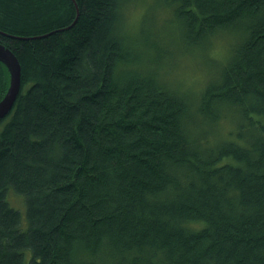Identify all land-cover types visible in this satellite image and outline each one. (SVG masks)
Returning a JSON list of instances; mask_svg holds the SVG:
<instances>
[{
  "label": "trees",
  "instance_id": "obj_1",
  "mask_svg": "<svg viewBox=\"0 0 264 264\" xmlns=\"http://www.w3.org/2000/svg\"><path fill=\"white\" fill-rule=\"evenodd\" d=\"M0 43V264H264V0H0Z\"/></svg>",
  "mask_w": 264,
  "mask_h": 264
},
{
  "label": "water",
  "instance_id": "obj_2",
  "mask_svg": "<svg viewBox=\"0 0 264 264\" xmlns=\"http://www.w3.org/2000/svg\"><path fill=\"white\" fill-rule=\"evenodd\" d=\"M0 62L8 71V86L0 99V118L4 117L12 108V105L20 91L21 66L14 52L0 43Z\"/></svg>",
  "mask_w": 264,
  "mask_h": 264
},
{
  "label": "rangeland",
  "instance_id": "obj_3",
  "mask_svg": "<svg viewBox=\"0 0 264 264\" xmlns=\"http://www.w3.org/2000/svg\"><path fill=\"white\" fill-rule=\"evenodd\" d=\"M131 13H133V9H132ZM11 201L14 205L21 206V201L17 197L11 196Z\"/></svg>",
  "mask_w": 264,
  "mask_h": 264
},
{
  "label": "clouds",
  "instance_id": "obj_4",
  "mask_svg": "<svg viewBox=\"0 0 264 264\" xmlns=\"http://www.w3.org/2000/svg\"><path fill=\"white\" fill-rule=\"evenodd\" d=\"M231 54V46L228 48V50L226 51V54H225V57H224V60H227V58L230 56Z\"/></svg>",
  "mask_w": 264,
  "mask_h": 264
}]
</instances>
